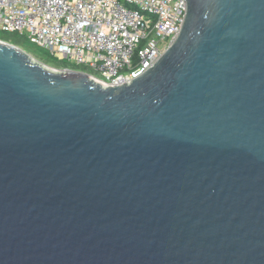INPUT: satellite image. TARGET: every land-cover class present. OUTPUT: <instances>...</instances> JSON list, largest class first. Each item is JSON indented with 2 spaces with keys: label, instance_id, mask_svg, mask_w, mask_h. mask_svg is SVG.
Wrapping results in <instances>:
<instances>
[{
  "label": "water",
  "instance_id": "95a60500",
  "mask_svg": "<svg viewBox=\"0 0 264 264\" xmlns=\"http://www.w3.org/2000/svg\"><path fill=\"white\" fill-rule=\"evenodd\" d=\"M0 264H264V0L119 85L0 39Z\"/></svg>",
  "mask_w": 264,
  "mask_h": 264
},
{
  "label": "built area",
  "instance_id": "2783aa9c",
  "mask_svg": "<svg viewBox=\"0 0 264 264\" xmlns=\"http://www.w3.org/2000/svg\"><path fill=\"white\" fill-rule=\"evenodd\" d=\"M185 10L186 0H0V31L119 85L153 65Z\"/></svg>",
  "mask_w": 264,
  "mask_h": 264
},
{
  "label": "rangeland",
  "instance_id": "374dc122",
  "mask_svg": "<svg viewBox=\"0 0 264 264\" xmlns=\"http://www.w3.org/2000/svg\"><path fill=\"white\" fill-rule=\"evenodd\" d=\"M0 35H5L6 37H10L11 39H13L14 41H16L17 43H19L22 46L17 45L18 47L24 49L31 57H33L35 60L44 63L45 65L53 68V69H58V70H62V69H72L70 67H74L77 69H73V70H78V71H82L87 73L88 75H90L93 79L97 78L96 75L94 73H92L91 71L88 70V68L86 66L83 65H74L72 63H69L68 61L64 60V59H60L57 58L55 56H52L48 50H46L45 48H42L34 43H31L26 37L25 35H21L17 32H5V31H0ZM9 42V41H7ZM45 59H48V62L45 61ZM60 65H65V66H69V68L66 67H62ZM98 75V74H97Z\"/></svg>",
  "mask_w": 264,
  "mask_h": 264
},
{
  "label": "trees",
  "instance_id": "16d2710c",
  "mask_svg": "<svg viewBox=\"0 0 264 264\" xmlns=\"http://www.w3.org/2000/svg\"><path fill=\"white\" fill-rule=\"evenodd\" d=\"M0 39L1 40H3V41H9V43H11V44H14V45H19V46H22V45H20L19 43H17L16 41H14L13 39H11L10 37H6L5 35H0ZM23 47V46H22ZM24 48V47H23ZM45 61L46 62H48V59L46 60L45 59ZM60 66H62V67H66V68H69V66H65V65H60ZM70 68H72V69H77V68H74V67H70Z\"/></svg>",
  "mask_w": 264,
  "mask_h": 264
},
{
  "label": "bare ground",
  "instance_id": "6f19581e",
  "mask_svg": "<svg viewBox=\"0 0 264 264\" xmlns=\"http://www.w3.org/2000/svg\"><path fill=\"white\" fill-rule=\"evenodd\" d=\"M95 81H98V82H101V83H104L103 81H100L99 79L95 78L94 79Z\"/></svg>",
  "mask_w": 264,
  "mask_h": 264
}]
</instances>
